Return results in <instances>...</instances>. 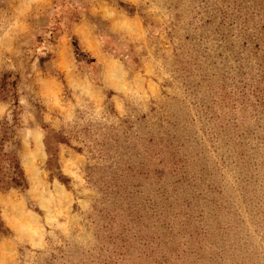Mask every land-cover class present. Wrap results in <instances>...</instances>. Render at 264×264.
<instances>
[{
  "label": "rangeland",
  "instance_id": "1",
  "mask_svg": "<svg viewBox=\"0 0 264 264\" xmlns=\"http://www.w3.org/2000/svg\"><path fill=\"white\" fill-rule=\"evenodd\" d=\"M5 73L0 264H264V0H0Z\"/></svg>",
  "mask_w": 264,
  "mask_h": 264
},
{
  "label": "trees",
  "instance_id": "2",
  "mask_svg": "<svg viewBox=\"0 0 264 264\" xmlns=\"http://www.w3.org/2000/svg\"><path fill=\"white\" fill-rule=\"evenodd\" d=\"M14 83L15 82L8 81L6 73L3 74L2 78L0 79L1 100H6V94H9L10 89L8 90L6 86H12ZM15 103H17V100H15ZM7 137L8 135L4 134L0 141V190H7L10 188H25L27 186V181L24 171L21 167L17 151L15 150L18 146V143L13 139H10V143L16 145V147L6 151L2 149L3 141ZM11 137L12 136H9V138ZM2 226L3 225L0 224V233H4Z\"/></svg>",
  "mask_w": 264,
  "mask_h": 264
}]
</instances>
